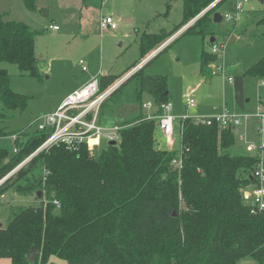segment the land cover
<instances>
[{"label":"trees","instance_id":"1","mask_svg":"<svg viewBox=\"0 0 264 264\" xmlns=\"http://www.w3.org/2000/svg\"><path fill=\"white\" fill-rule=\"evenodd\" d=\"M22 1L29 11H37L38 0ZM181 1L183 13L177 30L218 0ZM260 4L257 24L264 26V0ZM219 6L215 4L182 36L196 35L212 45L217 35L213 18ZM229 6L234 13L235 0ZM42 34L24 22L7 20L0 12V63L15 64L21 72L40 79L36 38ZM166 39L163 34L142 36L141 58ZM214 61L217 56L203 49V76H212ZM145 68L102 106L99 123L103 126L127 108L136 112L120 121L119 144L106 145L97 156L86 148L71 151L56 146L9 176L50 133L31 132V127L10 133L0 126V138L17 136L16 153L12 147H0V183L5 180L0 184V208L27 201L0 227V259L31 264L28 255L36 248L34 264H239L248 257L264 264V211L252 214L244 193L255 184L252 176L260 157L230 153L237 143L233 125H197L190 119L183 122L179 151L160 148L157 121L145 119L143 106L150 97L155 104L153 114L160 116L162 105L171 102V92L167 76L148 75ZM246 76L264 79V57L245 74L232 76L236 101L243 109ZM118 77H101L100 88L107 89ZM29 99L11 87L10 74L0 68V124L10 113L24 111ZM180 157L181 169L173 165ZM158 231L173 234L167 247H159L154 240ZM145 240L153 253L130 252Z\"/></svg>","mask_w":264,"mask_h":264},{"label":"rangeland","instance_id":"2","mask_svg":"<svg viewBox=\"0 0 264 264\" xmlns=\"http://www.w3.org/2000/svg\"><path fill=\"white\" fill-rule=\"evenodd\" d=\"M260 1L235 0L236 6L241 2L245 8L239 21L223 20L220 24H215L216 43L221 44L224 41L228 44L223 56L220 58L217 56V61L211 64L212 76H203L200 72L201 54L203 49L210 52L211 44L209 40H202L196 35L182 36L195 24L197 21L195 19L177 30L183 13L181 0H87L86 3L84 0H38V9L35 12L26 9L22 0H0V12L7 20L24 22L36 30L43 31V34L36 38V55L40 61L42 75L40 79L31 77L27 72H21L15 64L0 63V68L7 70L11 76V87L30 98L24 111L10 113V117L0 126L10 133L29 127L32 132L36 129L35 121L54 112L61 98L77 83L91 81L97 77L100 80L105 75L114 74L119 77L109 87L114 85L120 87L147 65L146 74L168 77L176 128L173 146L174 150L179 151L181 116H212L224 109L241 116L252 115L259 97L264 100V79L246 76L245 95L246 99L251 101L245 110L237 106L234 90L226 81L228 76L245 74L264 57V26L257 24L262 10ZM229 2L230 0H218L215 4L220 3V6L216 13L222 17L226 14L233 15ZM215 4L197 18L204 16ZM106 16L114 18L118 25L117 30L101 29V19ZM194 20L195 22L191 24ZM53 25L58 26L59 30H51L50 26ZM146 34H163L167 39L141 58V38ZM160 48L161 50L155 54ZM149 58L150 60L146 62ZM136 62L138 63L135 64ZM143 63L141 69L129 76L131 71ZM132 66L133 69L128 71ZM218 66L223 68V73L214 75ZM188 98H193L197 102L196 109L186 108ZM147 100L152 101L150 97H146ZM134 112L136 111L129 108L123 110L114 118L115 120H107L106 127L119 125L120 121L129 119ZM253 122V118L243 120L236 146L230 150L232 155L252 154L242 139L257 140ZM9 138H0V146L12 147ZM23 166L18 167L9 176ZM249 191L246 189L244 193ZM32 202L31 200L29 204ZM246 202L251 203L248 199ZM26 203L27 201L18 200L11 207H1L0 224H6L12 213ZM172 238V233L158 231L154 240L158 241L159 247H167L166 244ZM114 249H111V252ZM130 252L136 255L151 254L153 248L150 242L145 240L140 241ZM51 261L57 260L52 258ZM239 264L259 262L248 257Z\"/></svg>","mask_w":264,"mask_h":264},{"label":"built area","instance_id":"3","mask_svg":"<svg viewBox=\"0 0 264 264\" xmlns=\"http://www.w3.org/2000/svg\"><path fill=\"white\" fill-rule=\"evenodd\" d=\"M244 10V3L238 2L236 6V11L231 14H226L223 20L226 21H239L241 12ZM195 20H198L196 18ZM195 20L191 23L193 24ZM118 25L112 16L102 17L101 19V29L102 30H117ZM51 30L58 31V26H50ZM227 42H222L217 44L216 41L211 45V54L223 56L225 49L227 47ZM168 46V45H167ZM166 46V47H167ZM164 47H162L163 49ZM161 50H156L157 54ZM154 54V55H155ZM151 58V57H150ZM150 58L146 61L148 62ZM83 63V62H81ZM143 64L136 67L129 76L134 74L136 71L142 68ZM85 71L86 68L84 67ZM223 68L219 66L216 68L214 75L222 74ZM229 85H234V78L228 76L226 79ZM119 88V85H114L105 90H102L99 85L98 77L86 83L83 87L74 90L68 94L60 106L52 113L39 117L35 121L36 131L49 132L50 135L47 140L37 149V151L19 167L26 164L33 157L41 152L47 151L52 147L64 146L66 149L71 151H78L82 148H86L87 151L93 156H97L101 153L103 146L108 145L111 141L120 140L121 126L115 125L114 127H106L99 123L100 111L104 103L111 97V95ZM197 102L193 98H188L186 100V108L188 110L196 109ZM155 104L151 101H146L144 103V110L146 111V120L157 121L158 129L161 136L164 137L167 147H173L175 144V117L173 115V105L168 102L162 105L163 114L156 116L152 113ZM255 118L258 123V133L259 142H248L245 139L246 146L253 153H257L260 157V162L257 165L254 173L253 179L255 180V185L252 191L248 192V200L251 201L250 211L252 214H257L264 211V107L260 105L257 111L252 115L241 116L230 110L224 109L212 116H181V130L183 127V122L186 120H192L197 125L213 126L219 125L222 128H227L229 126H234L239 129L242 126L244 119L250 120ZM17 136H12L9 138L11 140L12 148L14 152L17 149L14 145ZM103 143H105L103 145ZM173 165L176 168H182L183 161L182 157L175 159ZM54 204L57 208H60V203L55 201Z\"/></svg>","mask_w":264,"mask_h":264},{"label":"crops","instance_id":"4","mask_svg":"<svg viewBox=\"0 0 264 264\" xmlns=\"http://www.w3.org/2000/svg\"><path fill=\"white\" fill-rule=\"evenodd\" d=\"M244 10H245V8H244ZM125 22V21H124ZM130 23H131V21H130ZM177 40V39H176ZM233 41H235V38H234V40ZM157 56V55H156ZM232 76H234V75H232ZM89 81H86V82H79V83H77V85L75 86V87H73L72 88V90H69V92H67L62 98H61V100H60V102L57 104V106H56V108H55V110L60 106V104L62 103V101L64 100V98L68 95V94H70L71 92H73L74 90H77V89H79V88H81V87H83L86 83H88ZM264 84V83H263ZM245 85H246V80H245ZM232 88H233V90H234V85H230ZM234 95H235V101H236V94H235V90H234ZM245 99H246V95H245ZM147 101H151V100H147ZM249 102H247V99H246V101H245V107H244V109L243 108H240L239 106H238V104H237V101H236V104H237V106L240 108V109H243V110H245V109H247V105H248V103H250V101L251 100H248ZM151 102H154L153 100L151 101ZM262 104H264V100H262L261 99V97H259V100H258V102H257V106H256V110H255V112L257 111V109H258V107L260 106V105H262ZM254 112V113H255ZM152 113H154V111H152ZM254 119V122H253V127H254V129H255V134H256V137H257V140L256 141H249V140H247L246 138H243V139H245L246 141H248V142H255V143H257V142H259L260 140V138H259V133H258V123H257V121H256V119L255 118H253ZM251 120V119H250ZM180 138H181V124H180ZM176 129V128H175ZM241 127L238 129V134L239 133H241ZM237 134V135H238ZM7 139V138H6ZM243 139H242V142H244V143H246L245 141H243ZM158 145H159V147L160 148H164V149H168V150H174V146L173 147H171V148H167V144H166V141H165V139H164V137L163 136H161V134H158ZM245 146H246V144H245ZM1 147V146H0ZM11 147V146H10ZM10 147H8V148H10ZM252 154H256L257 155V153H253L252 152ZM259 156V155H258ZM262 157H263V161H264V152H263V155H262ZM254 185L255 184H253V185H251V186H249L248 188H247V190L249 191H252V189H253V187H254ZM249 191V192H250ZM248 193V192H247ZM0 264H12V261L10 260V259H0Z\"/></svg>","mask_w":264,"mask_h":264},{"label":"water","instance_id":"5","mask_svg":"<svg viewBox=\"0 0 264 264\" xmlns=\"http://www.w3.org/2000/svg\"><path fill=\"white\" fill-rule=\"evenodd\" d=\"M222 21H223L222 15L219 14V13H216L214 15V23L215 24H220ZM125 23H129L130 24V21H125ZM211 42L214 43L215 42V39L213 38L211 40ZM247 102H249V101L247 100ZM236 134H238V130L236 131ZM108 145L109 146H117L118 145V142L117 141H111V142L108 143ZM4 181H2L0 184H2ZM38 196H39V198H41L42 197V192H39L38 193ZM245 197H246V199L248 198V194L247 193L245 194ZM1 226L2 225H0V227ZM37 257H38V251L36 250V248H33L31 250V252L29 253V255H28V259H29L30 263L31 264H34L35 261H36V259H37Z\"/></svg>","mask_w":264,"mask_h":264}]
</instances>
